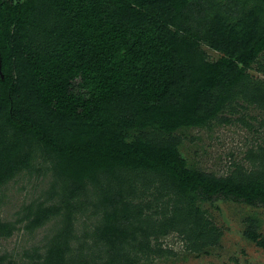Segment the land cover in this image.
<instances>
[{
  "label": "trees",
  "instance_id": "1",
  "mask_svg": "<svg viewBox=\"0 0 264 264\" xmlns=\"http://www.w3.org/2000/svg\"><path fill=\"white\" fill-rule=\"evenodd\" d=\"M238 1L250 4L240 16L218 0H0V184L17 166L33 170L38 155L56 182L75 183L60 203L35 209L26 228L56 215L62 227L22 264H135L134 242L161 251L156 235L176 231L197 250L216 238L196 198L264 207V145L246 151L249 168L232 161L224 176L188 166L178 149L176 131L209 123L227 98L264 108V82L244 74L264 53V0ZM189 8H200L195 29ZM24 143L29 155L13 163ZM84 177L100 187L103 218L75 243L67 238ZM138 178L164 190L151 218L149 204L129 208ZM166 194L173 203L158 207ZM16 221L0 220V236Z\"/></svg>",
  "mask_w": 264,
  "mask_h": 264
},
{
  "label": "rangeland",
  "instance_id": "2",
  "mask_svg": "<svg viewBox=\"0 0 264 264\" xmlns=\"http://www.w3.org/2000/svg\"><path fill=\"white\" fill-rule=\"evenodd\" d=\"M23 1L9 0L12 3ZM218 1L223 6V10L228 9V13L238 16L242 15L250 5L249 2L244 5L238 0ZM199 9L186 10L188 16L192 14L190 21L194 29L195 26L198 27L196 20L199 16L196 13L200 12ZM199 43V48L205 53V59L216 61L219 54L209 49L204 42L199 41ZM244 74L253 81L264 82V53L257 63L245 68ZM218 108L215 118L210 119L209 123L182 127L176 133L180 137L178 145L180 156L185 159L188 166L224 176L229 172L232 161L249 168L250 162L245 157L246 151L256 150L257 147L264 145V108L247 101L241 94L233 99L227 98L223 106ZM1 121L0 119V123ZM23 145L12 157L13 163L16 162V158L25 159L29 155L31 144ZM8 146L10 148V145ZM33 163L35 164L33 170L26 165L17 166L14 173L0 184V220L19 219L15 223L19 229L13 230L9 235L0 236V255H5L6 262L12 260L22 264L30 262L29 259L33 260L30 256L44 254L48 244L55 239L62 227L59 216L41 219L35 226H32L33 222L27 228L25 225L31 221L38 206L60 203L70 194L69 190L75 184L72 181L64 184L58 179L56 182L52 170L49 169V163H43L39 155L33 159ZM83 181V189L79 184L75 186L79 189L76 193L80 196L76 198L79 207H76L73 219V235L67 238L70 242H75V239L82 241L85 231L90 230L93 225L100 224L103 218L102 207L98 204L99 196L94 191H100V187L86 177L78 182ZM141 182L140 178L135 181V190L138 192L135 193L136 197L131 201L132 205L129 208L133 209L137 202L149 204V208L143 207V217L148 215L151 218L155 195L164 190L159 188L158 191L155 188L157 182L156 185L145 189L143 185L141 186ZM167 197V194L162 196L157 206L171 205L173 201L167 203ZM195 205L199 207L204 220L208 222L207 227L213 228L209 236H215L214 241L193 250L186 239L183 240L176 233V230L166 236L158 234L155 238L161 251L146 249L147 251L141 253L142 243L138 241L133 243V249L139 256L135 264H264V207L261 203L249 205L218 197L210 201L196 198ZM124 220L125 226L128 222ZM169 230L171 231L172 228L169 227ZM249 233L254 234L255 238H251ZM150 239L149 241H154V237Z\"/></svg>",
  "mask_w": 264,
  "mask_h": 264
}]
</instances>
